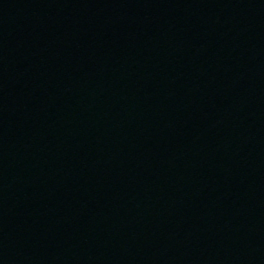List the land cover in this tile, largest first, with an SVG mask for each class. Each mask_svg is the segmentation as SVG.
I'll return each mask as SVG.
<instances>
[{"label": "water", "instance_id": "water-1", "mask_svg": "<svg viewBox=\"0 0 264 264\" xmlns=\"http://www.w3.org/2000/svg\"><path fill=\"white\" fill-rule=\"evenodd\" d=\"M0 264H264V0H0Z\"/></svg>", "mask_w": 264, "mask_h": 264}]
</instances>
